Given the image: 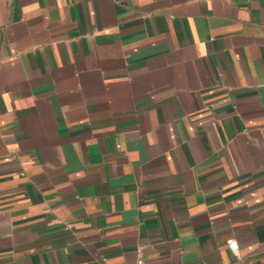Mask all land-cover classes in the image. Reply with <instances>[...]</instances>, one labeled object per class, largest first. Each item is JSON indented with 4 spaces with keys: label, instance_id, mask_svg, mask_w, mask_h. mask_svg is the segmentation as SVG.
I'll return each instance as SVG.
<instances>
[{
    "label": "crops",
    "instance_id": "obj_1",
    "mask_svg": "<svg viewBox=\"0 0 264 264\" xmlns=\"http://www.w3.org/2000/svg\"><path fill=\"white\" fill-rule=\"evenodd\" d=\"M138 256L264 264V0H0V264Z\"/></svg>",
    "mask_w": 264,
    "mask_h": 264
},
{
    "label": "built area",
    "instance_id": "obj_2",
    "mask_svg": "<svg viewBox=\"0 0 264 264\" xmlns=\"http://www.w3.org/2000/svg\"><path fill=\"white\" fill-rule=\"evenodd\" d=\"M226 245L227 248L233 253V254H237L238 251V245L235 239L233 238H228L226 239ZM135 264H145L144 260L142 259L141 256H138V258L135 261Z\"/></svg>",
    "mask_w": 264,
    "mask_h": 264
}]
</instances>
